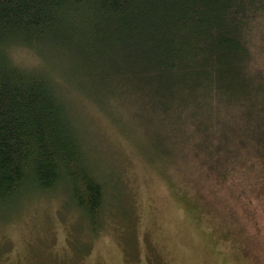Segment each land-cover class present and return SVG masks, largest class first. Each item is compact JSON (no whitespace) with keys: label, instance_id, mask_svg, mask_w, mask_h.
<instances>
[{"label":"trees","instance_id":"obj_1","mask_svg":"<svg viewBox=\"0 0 264 264\" xmlns=\"http://www.w3.org/2000/svg\"><path fill=\"white\" fill-rule=\"evenodd\" d=\"M255 20L264 0H0V202L58 185L89 228H101L106 190L61 94L70 87L129 129L149 164L185 171L264 258ZM17 48L45 68L16 62Z\"/></svg>","mask_w":264,"mask_h":264},{"label":"rangeland","instance_id":"obj_2","mask_svg":"<svg viewBox=\"0 0 264 264\" xmlns=\"http://www.w3.org/2000/svg\"><path fill=\"white\" fill-rule=\"evenodd\" d=\"M253 23L258 38L252 36L250 46L259 52L264 49V20ZM14 59L45 68L44 59L29 49L17 48ZM256 64L264 70L261 56ZM61 92L106 190L101 228H89L58 185L45 193L18 194L0 202V264H264L258 250L242 243L195 192L185 171L149 164L112 113L73 88ZM180 162L183 167L184 159ZM114 181L117 206L110 193ZM261 230L254 226L260 235Z\"/></svg>","mask_w":264,"mask_h":264}]
</instances>
